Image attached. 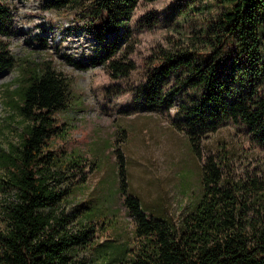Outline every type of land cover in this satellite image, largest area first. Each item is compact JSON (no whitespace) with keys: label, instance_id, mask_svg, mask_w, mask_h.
<instances>
[{"label":"trees","instance_id":"trees-1","mask_svg":"<svg viewBox=\"0 0 264 264\" xmlns=\"http://www.w3.org/2000/svg\"><path fill=\"white\" fill-rule=\"evenodd\" d=\"M140 1L47 0L45 7L83 20L102 44L99 62L119 79L135 69L114 57L129 39L127 24ZM192 10L200 30L182 47L161 50L143 91L148 110L175 111L172 127L199 164V196L175 217L147 215L129 192L122 153L118 191L134 222L132 237L100 242L111 221L75 199L86 182L77 178L84 160L55 149L65 134L57 133L55 116L70 108L71 84L49 61L28 64L10 104L20 131L0 155V188L9 193L0 264H264V168L250 169L251 158L232 147L219 144L213 152L204 144L229 122L264 153V0H185L178 12ZM10 27V11L0 4V33ZM13 65L8 44L0 42V71Z\"/></svg>","mask_w":264,"mask_h":264},{"label":"rangeland","instance_id":"rangeland-1","mask_svg":"<svg viewBox=\"0 0 264 264\" xmlns=\"http://www.w3.org/2000/svg\"><path fill=\"white\" fill-rule=\"evenodd\" d=\"M46 1L0 0L11 15L10 31L0 33V42L8 44L14 63L0 71V155L20 131L21 119L10 104L17 101L22 69L51 62L69 80L73 92L70 108L55 116L57 133L65 132L55 140V149L84 160L77 178L86 182L76 188V202L95 205L99 217L112 225L100 242L119 245L132 237L134 226L118 191L120 154L125 158L129 192L147 215L175 217L200 194L199 164L187 138L172 127L175 111L148 110L143 91L148 67L161 50L186 44L200 30V19L193 10L178 12L185 0H141L127 24L129 39L114 57L132 61L135 69L126 78L112 79L107 64L99 62L102 44L86 33L84 21L66 10L47 9ZM204 144L213 152L219 144L227 145L251 158L250 169L264 168L261 148L234 124L224 123ZM8 194L0 188V228Z\"/></svg>","mask_w":264,"mask_h":264}]
</instances>
